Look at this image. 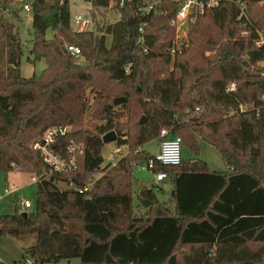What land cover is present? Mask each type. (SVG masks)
Returning <instances> with one entry per match:
<instances>
[{
  "label": "trees",
  "instance_id": "16d2710c",
  "mask_svg": "<svg viewBox=\"0 0 264 264\" xmlns=\"http://www.w3.org/2000/svg\"><path fill=\"white\" fill-rule=\"evenodd\" d=\"M242 1L246 14L239 18L232 0L206 8L189 22L181 51L171 54L173 0L149 9L139 8L142 0H113L118 16L102 32L95 25L76 31L69 0H33L29 59L46 65L28 77L20 71V17L0 11V172L38 176L36 203L0 214V236L33 234L24 249L30 264L72 258L81 264H264V48L254 42L256 29L264 31V0ZM70 43L80 48L78 56L67 49ZM231 81L236 88L229 92ZM91 92L106 99L94 129L84 122ZM250 102L255 108L238 110ZM115 106L126 110L124 120L112 115ZM56 124L71 127L62 142L84 143L67 175L80 186L93 180L83 191L60 187L66 177L49 171L32 147ZM161 128L195 153L199 138L212 144L226 166L213 170L197 156L156 162L155 170L172 176V208L133 174V162L152 155L135 148ZM110 129L119 144L127 134L129 151L94 179L103 162L102 135Z\"/></svg>",
  "mask_w": 264,
  "mask_h": 264
},
{
  "label": "rangeland",
  "instance_id": "374dc122",
  "mask_svg": "<svg viewBox=\"0 0 264 264\" xmlns=\"http://www.w3.org/2000/svg\"><path fill=\"white\" fill-rule=\"evenodd\" d=\"M70 3V24L74 28V23L72 20V14L76 11L80 12L85 16H91L93 20L99 22L100 24H106L115 21L118 16L115 11H113L110 5L105 7H95L92 6L89 0H69ZM263 3V2H261ZM260 3V4H261ZM18 13V11H17ZM19 20L18 34L22 43V55L20 58V71L24 76H31L32 74H39L45 67L46 63L44 59H38L32 62L29 57H32L30 53L31 47V37L33 34L32 29V11L19 10ZM46 35L50 37L52 35V30L49 28ZM106 44L110 43V36H106ZM89 108L84 116L85 126L88 129H94L96 125L101 123L102 118V108L106 101L105 97L101 94H95L91 92L89 94ZM112 115L115 119L120 121L126 118V110L121 106L113 107ZM127 136L123 132L120 137ZM116 142L108 141L105 142L102 148L103 162L100 166L101 168L97 173L94 174V179L99 177L103 172L107 170L106 160L109 158ZM143 147L149 149L152 153L157 152L158 142L156 138L146 141L142 144ZM199 149L198 152L192 151L187 145L181 143V155L184 159H188L193 156L200 157L207 161L209 167L213 170H225L226 166L219 150L212 144L199 138L198 140ZM119 157V154H114V158ZM14 170H17L16 168ZM0 172V214L11 213L14 210V206L17 204L19 198H28L33 205L37 200V183L36 180H32L31 173L24 171H10ZM133 174L148 187H153L155 194L161 200L167 202L168 207L172 208L171 202V189L172 181L168 178L157 181L153 178V175L149 171L145 170H135L133 169ZM14 182L19 188L11 193H3V187L7 185V182ZM60 187H65L66 185L63 181H58ZM135 186L136 183H134ZM137 198L134 195V205L137 203ZM33 207V206H32ZM134 210L137 211L136 206ZM33 234H28L26 236L13 237L9 235L0 236V261L4 264H30V259L25 255V248L32 242ZM24 256V258L22 257ZM44 264H81L79 258H72L70 260H61L57 263H44Z\"/></svg>",
  "mask_w": 264,
  "mask_h": 264
},
{
  "label": "built area",
  "instance_id": "2783aa9c",
  "mask_svg": "<svg viewBox=\"0 0 264 264\" xmlns=\"http://www.w3.org/2000/svg\"><path fill=\"white\" fill-rule=\"evenodd\" d=\"M113 0H109L110 5ZM120 4L129 0H116ZM157 0H142L143 6L139 8L149 9L152 4ZM177 3V8L173 17L170 20V25L175 29V36L171 46L169 47V52L174 54L175 52L181 51L182 43L186 38L187 27L189 22L194 21L196 17L204 12L206 8L213 7L217 5L221 0H173ZM239 4L240 13L238 18L242 14H246V4L242 0H232ZM13 10H33V0H10L5 2L0 0V11L10 14ZM72 20L74 23V29L76 31H86L91 29L95 25V21L91 16H85L80 12L76 11L72 14ZM140 32H144V24L138 27ZM257 36L254 38L255 45L264 48V31L256 29ZM247 30L242 31V35L246 36ZM143 40V35H141L138 41ZM67 49L76 56L80 53V48L72 43L67 44ZM146 50V48H144ZM128 69V65L125 66ZM236 88L235 81H231L227 84L226 90L229 92L234 91ZM261 99L264 102V94L261 95ZM250 108H255L254 103H240L238 110L243 111ZM234 109H230L233 112ZM70 125L68 124H56L47 127L41 138L36 140L32 147L38 151L39 155L42 157L43 161L47 165L49 171L58 173L66 179L62 180L66 187H74L78 191H83L87 189L88 185L93 182L90 181L89 184L80 186L76 185L70 176H67L71 171L75 170L77 167L78 159L84 152V143L82 141H77L73 138L68 140H63L70 131ZM159 144L156 153H153L146 159L136 160L133 162V169L135 170H145L149 171L153 178L157 181L167 178V173L164 170H155L156 162L162 164H178L181 161V143L182 138L180 135L169 136L168 128H161L159 132ZM122 139H126L124 143H116L112 152L110 153V162L108 164H114L121 156L125 155L129 151L127 136H123ZM142 146H137L135 151H140ZM114 154H119V157L114 158ZM107 164V165H108ZM32 174V173H31ZM33 180H37L38 176L35 174L31 175ZM18 186L14 182H9L5 187H3V193H11L15 191ZM17 205L21 210H26L33 206V203L28 198H19ZM0 264H4L0 261Z\"/></svg>",
  "mask_w": 264,
  "mask_h": 264
},
{
  "label": "water",
  "instance_id": "95a60500",
  "mask_svg": "<svg viewBox=\"0 0 264 264\" xmlns=\"http://www.w3.org/2000/svg\"><path fill=\"white\" fill-rule=\"evenodd\" d=\"M102 29H103V25H98V23H96V31L101 32ZM143 119H144V116H141L139 121L141 122ZM116 138H117V134L114 129H110L102 135L103 142L113 141V140H116ZM142 203L144 206H148L150 203V200L143 198ZM22 214L25 215L26 211H22Z\"/></svg>",
  "mask_w": 264,
  "mask_h": 264
},
{
  "label": "crops",
  "instance_id": "0c3cea01",
  "mask_svg": "<svg viewBox=\"0 0 264 264\" xmlns=\"http://www.w3.org/2000/svg\"><path fill=\"white\" fill-rule=\"evenodd\" d=\"M16 11H18V13H19V10H16ZM96 23H98V25H103V29H104V26H105L104 24H100V23L97 22V21H96ZM96 23H95V27H96ZM103 29H102V31H103ZM102 31H101V32H102ZM106 36H107V35H106ZM108 36H110V35H108ZM171 135H172V134L169 133V136H171ZM156 139H157V142H158V144H159V136H157ZM150 140H151V139H150ZM113 141H116V140H113ZM116 143H117V142H116ZM104 144H105V142H104ZM141 146H142L143 149H146L147 151L151 152L149 149L143 147V145H141ZM157 146H158V145H157ZM158 147H159V146H158ZM157 150H158V148H157ZM151 153H152V152H151ZM152 154H153V153H152ZM106 162H107V163H106V165H107V164L110 162V157L106 160ZM101 165H102V164H101ZM12 171H17V170H12ZM9 172H10V171H9ZM9 172H8V174H10ZM167 178L170 179V180L172 181V187H173V179H172V176H171V175H167ZM32 180H33V179H32ZM9 182H10V181H8L7 184H8ZM18 188H19V187H18Z\"/></svg>",
  "mask_w": 264,
  "mask_h": 264
}]
</instances>
